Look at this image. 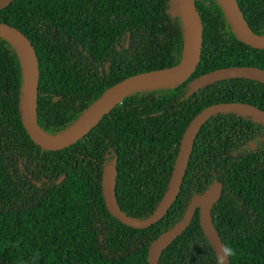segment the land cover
Listing matches in <instances>:
<instances>
[{
	"label": "trees",
	"instance_id": "1",
	"mask_svg": "<svg viewBox=\"0 0 264 264\" xmlns=\"http://www.w3.org/2000/svg\"><path fill=\"white\" fill-rule=\"evenodd\" d=\"M174 0H12L0 23L20 31L38 67L36 125L67 132L118 82L174 67L185 31ZM249 30L264 37V0H236ZM201 51L184 81L133 91L75 144L41 151L21 121L22 59L0 37V264H147L149 244L182 219L194 195L212 183L210 210L228 264H264V128L249 117L217 114L199 129L178 194L145 229L113 218L101 174L115 170L114 196L126 217L148 218L167 190L182 134L202 109L244 103L264 111V84L229 79L186 97L189 83L227 67L264 70V49L244 44L218 0H193ZM253 144L254 147H250ZM158 264H217L198 211Z\"/></svg>",
	"mask_w": 264,
	"mask_h": 264
},
{
	"label": "water",
	"instance_id": "2",
	"mask_svg": "<svg viewBox=\"0 0 264 264\" xmlns=\"http://www.w3.org/2000/svg\"><path fill=\"white\" fill-rule=\"evenodd\" d=\"M11 1L12 0H0V9L6 7ZM218 1L222 4L220 0ZM224 1L227 3V8L223 4L222 6L229 15L233 28L240 40L253 49L263 50L264 37H258L249 30L238 9L236 0ZM170 10H180L182 17L184 12L190 21L191 51L189 57L186 60L183 59L186 46V28L183 19L185 43L181 63L174 67L132 76L118 82L106 91L94 106L80 119L82 120L85 118L83 123L74 133L63 135L56 140L44 139L42 135L45 134L40 133L36 125L35 103L38 88V67L34 50L27 38L20 31L11 28L4 23H0V37L5 38L8 42L12 43L16 49L17 47L14 42L18 43L24 51V56H21L17 49L22 59L25 77L24 93L20 107L21 121L28 137L40 148L41 151H61L75 144L86 135L105 114H107L113 107L120 104L121 100L133 91L181 82L193 73L199 62L201 51V23L193 5V0H174ZM229 79H247L264 84V70L254 67H227L217 69L193 79L189 83V89L186 91L185 96H191L198 90L215 82ZM168 81L171 82L157 86H144L147 84ZM229 113L241 117H249L253 122L264 128V111L258 110L248 104L228 102L213 104L202 109L191 119L182 134L167 183V190L152 214L144 220L129 218L122 214L118 209L114 196L115 170L112 167H105L101 174V195L108 213L120 223L133 229H145L161 219L178 194L193 142L199 129L211 116ZM249 146L254 147L253 144H249ZM220 194L221 184L212 183L202 194L192 196L184 211L182 219L149 244L147 264H158V259L162 251L186 229L196 209L198 211V221L201 231L215 254L216 263L221 264L217 253H219L222 243L214 229L210 215V210L218 201Z\"/></svg>",
	"mask_w": 264,
	"mask_h": 264
},
{
	"label": "bare ground",
	"instance_id": "3",
	"mask_svg": "<svg viewBox=\"0 0 264 264\" xmlns=\"http://www.w3.org/2000/svg\"><path fill=\"white\" fill-rule=\"evenodd\" d=\"M220 1L227 8V3L224 0H220ZM183 19H184L185 28H186V46H185V54H184V58L183 59L186 60L189 57L190 51H191V24H190V21H189L187 15L184 12H183ZM14 44L17 47L18 51L20 52L21 56H24V51L21 48V46L18 43H16V42H14ZM169 82H171V81H168V82H159V83H152V84H147V85H144V86H157V85H163V84H166V83H169ZM94 110H92V111H94ZM84 119H82L78 123H76L73 127H71L63 135H69V134L74 133L78 129V127H80V125L83 123ZM63 135H61V136H63ZM61 136L52 138V137H50L48 135H42V137L44 139H48V140H56V139H59Z\"/></svg>",
	"mask_w": 264,
	"mask_h": 264
},
{
	"label": "clouds",
	"instance_id": "4",
	"mask_svg": "<svg viewBox=\"0 0 264 264\" xmlns=\"http://www.w3.org/2000/svg\"><path fill=\"white\" fill-rule=\"evenodd\" d=\"M217 255L219 260L221 261V264H227L230 257L236 255V251L230 246L221 245L219 253H217Z\"/></svg>",
	"mask_w": 264,
	"mask_h": 264
}]
</instances>
